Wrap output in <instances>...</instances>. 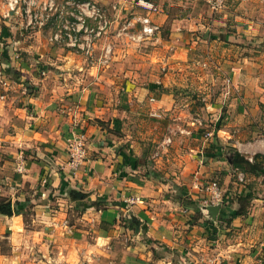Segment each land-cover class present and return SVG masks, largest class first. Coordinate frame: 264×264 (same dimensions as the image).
<instances>
[{
    "label": "crops",
    "instance_id": "0c3cea01",
    "mask_svg": "<svg viewBox=\"0 0 264 264\" xmlns=\"http://www.w3.org/2000/svg\"><path fill=\"white\" fill-rule=\"evenodd\" d=\"M95 1L111 13L110 37L139 31V15L160 27L149 51L163 55V76L142 85L117 57L86 66L70 49L40 51L39 31L28 41L1 28L2 120L12 110L24 125L0 138V239L9 248L0 246V264H264V0H224L219 9L212 0ZM21 14L10 11L4 26L24 28ZM165 28L170 40L162 39ZM160 41L165 48L153 46ZM194 52L210 57L214 71V99L200 111L188 105ZM207 113L215 124L199 129ZM77 133L85 135L86 160L72 169L66 145ZM235 153L261 171L239 182ZM19 154L23 172L15 168ZM212 180L223 194L216 212L203 189ZM238 209L243 214L227 223Z\"/></svg>",
    "mask_w": 264,
    "mask_h": 264
},
{
    "label": "rangeland",
    "instance_id": "374dc122",
    "mask_svg": "<svg viewBox=\"0 0 264 264\" xmlns=\"http://www.w3.org/2000/svg\"><path fill=\"white\" fill-rule=\"evenodd\" d=\"M44 0H38V4H41ZM61 1V0H58ZM2 3L4 4L3 0H0V30L1 28L6 29V34L9 32H12L11 34H15L18 35L20 30L22 33V35L26 36L28 39V41H32L33 35H34V31L40 33V36H37L38 40L35 41V43L37 44L38 48H40V51L44 50H49L50 48L53 47H61V48H65V49H70L72 50L74 53H79L82 55L83 57V61L85 63V65H91L92 60L94 59L97 63L96 64H103V63H107L112 61V59L114 57H117L115 59V61H122L123 63H125L126 69L127 71H131L133 75H136V80L138 79L139 82H142V85H148V83H150L151 78L154 76H163V72L164 70L161 69V55H157V57L154 58L151 57L150 55V46L152 45L150 42L151 40H149L150 38H145L143 40L137 41L136 39L133 40L131 37H129V35H133L136 32H138V30L135 27L132 28H127L126 32H128L129 34H125L126 32H124L122 30V34L120 36H116V38H113L112 36L110 37L109 35H113L114 34V30L113 29V23H110V26H108L107 29V38L104 44L103 48H99L98 47V42L99 39L102 38H97L95 40V45L93 47V53L91 56H88L86 54H84L80 49L76 48V47H71L68 46L64 43V41H55V40H51V35L54 33V31L59 29V26H57V24H60V17L58 18L56 16V21L54 16H52L50 13L48 15L47 12H49V10L46 12L44 10H42L39 7L33 6L32 9V13H36L37 17L40 15V13L42 12V17L41 19L38 20H42V23L39 24L37 22H27L25 23V27H19V25L15 22V21H11V25H7L4 26L3 21L6 20V18L9 17V15H7L6 17H3L2 14L5 12V4L2 5ZM203 4H200V6H202ZM224 5V4H223ZM23 6V4H22ZM199 6V7H200ZM198 7V8H199ZM203 8L206 9V6H203ZM108 11V12H107ZM106 13L108 15V17H110L111 13L110 11L106 8ZM10 14V13H9ZM22 16L25 15L26 13L24 12V10L22 9ZM131 15L129 13H126V18H130ZM33 18V17H32ZM12 20V19H11ZM32 20H35L34 18ZM123 24H119L117 25V28L122 27ZM10 26V27H9ZM8 28H12V31H10ZM37 29V30H34ZM202 27L195 32V35L202 36ZM110 32V33H109ZM169 33V32H168ZM168 33H167V28H165V30L162 33V39L163 40H170V38L168 37ZM29 35H31L30 37H28ZM110 37V38H109ZM189 41H191V38H188ZM207 42V41H206ZM172 45V44H171ZM8 44L6 43L5 40H3L0 36V87H3L4 83L7 81L6 77H8L6 75H4V68L1 65V53H2V48L3 50H5L7 48ZM106 46H112L110 52H108L107 54H105V48ZM154 47H158V48H165L162 43V41L160 42H156L155 44H153ZM99 48V49H98ZM14 51H18V52H23L22 49H13ZM95 50V51H94ZM116 50H120L121 55H117L118 52H116ZM160 51V50H158ZM172 51H173V47L172 49L170 48V57H172ZM94 54L97 57H94ZM126 54V55H125ZM189 54V58L188 60L191 62L190 67H187V74L192 78H195V82L194 83H189L188 84V89H189V95H190V103L188 104L190 106V104H193L195 106V109L200 111V107L201 105L204 104V102H210V99H214L212 92L214 93V82L212 83V77H214L213 74V67H212V59L210 57L205 58V56L203 54H200L198 52H194V53H188ZM116 55V56H115ZM236 55V53H235ZM3 57V56H2ZM51 57H56L51 55ZM158 57H161L160 59H158ZM79 58V57H78ZM81 58V57H80ZM79 58V59H80ZM84 58H86V60H84ZM93 60V61H94ZM187 60V61H188ZM74 61V60H72ZM82 61V60H81ZM186 64H188L187 62H185ZM212 64V65H211ZM191 74V75H190ZM2 80V82H1ZM207 95V97H206ZM206 98V99H204ZM185 102V101H184ZM184 102H180L177 104V108L179 109L182 104ZM2 108H8V106L6 105H1L0 106V138H3L5 135L7 134H11L12 132H14V130H18L21 127H23L24 122H22L19 118L18 119H14L13 117H18L17 114L15 113V111H12L11 109H8V114L9 111L11 110L9 116H7L8 119H5L6 121L4 122V114H2ZM194 109V110H195ZM209 115V116H208ZM158 116V115H157ZM214 119L215 116L213 117V115H210V113H207L205 115V123H203L202 125H199V129H206V128H211L213 126V122L215 124V121L211 119ZM4 145V143L1 141L0 142V146ZM16 168V166H15ZM17 171V170H16ZM232 173V171H231ZM233 174V173H232ZM239 183V182H238ZM1 188L3 189V187L1 186ZM0 188V190H1ZM1 192V191H0ZM3 197V198H2ZM4 199V196H0V203L2 202V200ZM25 221L28 224V221L30 222L29 216L25 215ZM218 238V237H217ZM8 241L1 238L0 239V246L2 248V250L4 252H6L9 248H8ZM203 260H209L208 258H204ZM208 262V261H206Z\"/></svg>",
    "mask_w": 264,
    "mask_h": 264
},
{
    "label": "built area",
    "instance_id": "2783aa9c",
    "mask_svg": "<svg viewBox=\"0 0 264 264\" xmlns=\"http://www.w3.org/2000/svg\"><path fill=\"white\" fill-rule=\"evenodd\" d=\"M6 6L5 12L2 14L3 17L10 15V11L22 9L26 13L29 22L42 23L41 19L42 12L37 17V14L32 13L33 6L39 7L44 11H48L54 16L60 17L59 29L54 31L51 35V40L64 41V43L71 47L80 49L84 54L91 56L93 53V47L95 46V40L100 38L105 32L107 27L110 26V19L104 9L95 0H65L62 3L58 0H44L41 4H38V0H3ZM211 5L213 9H219L224 4V0H212ZM23 4V6H22ZM143 4H147L143 2ZM35 20H32L33 18ZM138 21L140 24V30L129 35L133 40H143L153 36L160 30V27L154 23L149 16L139 15L134 17L133 22ZM129 24V23H128ZM127 24V25H128ZM126 28L124 27V30ZM112 46H106L105 54L110 52ZM2 82V80H1ZM3 83V82H2ZM7 84V81L4 85ZM158 115L156 113H153ZM205 137L211 136V132H205ZM167 143H170V138L166 139ZM68 164L72 169H78L86 160V138L83 133L74 134L68 139L66 145ZM16 170L18 172L25 171V162L22 154L16 157ZM236 179L239 182L246 181V173L239 168L234 170ZM204 192L208 194L207 201L210 205L218 206L222 204L223 194L222 190L216 180H212L206 183L204 186ZM130 203L139 202L140 199L137 197H130L127 200Z\"/></svg>",
    "mask_w": 264,
    "mask_h": 264
},
{
    "label": "trees",
    "instance_id": "16d2710c",
    "mask_svg": "<svg viewBox=\"0 0 264 264\" xmlns=\"http://www.w3.org/2000/svg\"><path fill=\"white\" fill-rule=\"evenodd\" d=\"M233 160H234L233 161L234 162L233 165L235 167H238L239 169H241L245 173L251 172V173H256L257 174V173H259L261 171V167L259 165H257V163L255 161H250L248 158H246L245 156L241 155L240 153H235V156H234ZM243 212L244 211L242 209H238L236 211H232L231 215H230V219L226 220V222L230 223V220H232V218L243 214ZM203 222H204L205 228H207V230H208L207 232L210 233L209 236H215L217 228L215 227L213 221L208 219V218H206ZM220 225H222V223L219 221V226Z\"/></svg>",
    "mask_w": 264,
    "mask_h": 264
},
{
    "label": "water",
    "instance_id": "95a60500",
    "mask_svg": "<svg viewBox=\"0 0 264 264\" xmlns=\"http://www.w3.org/2000/svg\"><path fill=\"white\" fill-rule=\"evenodd\" d=\"M7 205H8V206H7V208H8V213H9V214H12L11 205H10L9 203H8ZM211 208H212L213 212H216L217 209H218V207H217V206H214V205H212Z\"/></svg>",
    "mask_w": 264,
    "mask_h": 264
}]
</instances>
